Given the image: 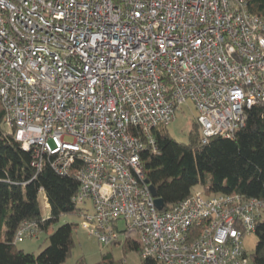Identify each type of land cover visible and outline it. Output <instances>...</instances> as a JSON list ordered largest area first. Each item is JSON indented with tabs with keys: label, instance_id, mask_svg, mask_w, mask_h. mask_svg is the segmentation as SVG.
<instances>
[{
	"label": "built area",
	"instance_id": "1",
	"mask_svg": "<svg viewBox=\"0 0 264 264\" xmlns=\"http://www.w3.org/2000/svg\"><path fill=\"white\" fill-rule=\"evenodd\" d=\"M248 2L0 0L7 133L37 173L47 158L78 181L82 227L105 247L137 244L162 264H252L244 240L264 201L197 190L159 211L142 159L189 103L203 144L264 110V20ZM40 234L24 222L15 242Z\"/></svg>",
	"mask_w": 264,
	"mask_h": 264
},
{
	"label": "trees",
	"instance_id": "2",
	"mask_svg": "<svg viewBox=\"0 0 264 264\" xmlns=\"http://www.w3.org/2000/svg\"><path fill=\"white\" fill-rule=\"evenodd\" d=\"M249 11L264 20V0H249ZM5 114L0 105V264H66L74 247V225L65 224L51 230L64 215L79 212L74 198L79 183L74 177L57 174L46 158L41 172L31 166L33 152L25 151L15 137L8 134ZM158 155L144 153L142 159L146 182L155 187L163 200L164 212L195 191L206 195L237 194L245 199L264 201V110L255 107L247 112L243 129L233 138L212 137L201 140V129L194 122L188 143L176 142L166 126L155 129ZM44 193L50 215L41 214L39 196ZM24 222L35 223L46 234L47 247L38 255L26 253L15 242L17 230ZM257 243L252 264H264V221L257 224ZM140 252L137 244L126 243L123 253ZM142 256V255H141ZM124 263V260L120 261ZM76 264H87L84 260ZM97 264H116L111 252ZM142 264H162L144 259Z\"/></svg>",
	"mask_w": 264,
	"mask_h": 264
},
{
	"label": "rangeland",
	"instance_id": "3",
	"mask_svg": "<svg viewBox=\"0 0 264 264\" xmlns=\"http://www.w3.org/2000/svg\"><path fill=\"white\" fill-rule=\"evenodd\" d=\"M196 111L192 104H187L176 111L175 120L166 126L167 133L178 143H188L189 133L192 125L196 122ZM7 131V130H6ZM41 214L44 218L50 215V209L47 198L44 193L39 196ZM90 204H88L89 206ZM87 206V207H88ZM79 212L74 214L64 215L59 222L52 226L51 230H56L65 224L74 225L73 240L74 247L66 264H76L81 259L87 264H97L101 262L102 257L107 252H111L116 264H142V256L140 252H129L126 255L123 253V246L105 247L96 238L82 227L83 217L82 210L85 206H78ZM91 212V210H90ZM257 237L255 234L246 236L244 247L248 255H253L255 252ZM46 234L42 233L36 239H27L24 242L18 243V248L26 253L40 254L46 247Z\"/></svg>",
	"mask_w": 264,
	"mask_h": 264
},
{
	"label": "water",
	"instance_id": "4",
	"mask_svg": "<svg viewBox=\"0 0 264 264\" xmlns=\"http://www.w3.org/2000/svg\"><path fill=\"white\" fill-rule=\"evenodd\" d=\"M150 190L152 192L153 197L156 198V206H157V209L159 211H162L164 209V207H165V204H164L163 200L157 198L155 187L150 186Z\"/></svg>",
	"mask_w": 264,
	"mask_h": 264
}]
</instances>
